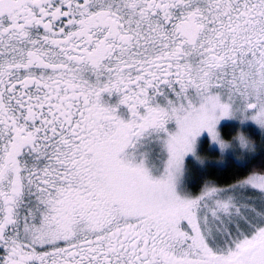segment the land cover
<instances>
[{
    "label": "snow or ice",
    "instance_id": "6c2138e0",
    "mask_svg": "<svg viewBox=\"0 0 264 264\" xmlns=\"http://www.w3.org/2000/svg\"><path fill=\"white\" fill-rule=\"evenodd\" d=\"M0 264H264V0H0Z\"/></svg>",
    "mask_w": 264,
    "mask_h": 264
},
{
    "label": "rangeland",
    "instance_id": "374dc122",
    "mask_svg": "<svg viewBox=\"0 0 264 264\" xmlns=\"http://www.w3.org/2000/svg\"><path fill=\"white\" fill-rule=\"evenodd\" d=\"M223 126H225V130H223ZM219 129L222 135L225 136V138L231 137L237 132V130L246 132L250 136L259 135L258 127L251 121H248L242 125L239 121L235 119H224L220 122ZM198 152L201 156L207 157V159H205L203 165H201L196 161H194L191 157H188L187 162L189 165H191V169H192V176H193L192 185H194L192 186L193 188H195L199 183L195 181L196 176L200 173L205 172L207 168H211L214 166L222 168L234 161V156L231 150H229L225 154V157L222 161L217 160L216 158L221 155L220 151L215 144L209 143V139L206 133L199 141Z\"/></svg>",
    "mask_w": 264,
    "mask_h": 264
},
{
    "label": "trees",
    "instance_id": "16d2710c",
    "mask_svg": "<svg viewBox=\"0 0 264 264\" xmlns=\"http://www.w3.org/2000/svg\"><path fill=\"white\" fill-rule=\"evenodd\" d=\"M223 130H225V126H223ZM231 163H229L228 165H226L225 167L219 168V167H211V168H207V170L203 173H200L196 176L195 181L199 182L200 179H202L205 176H215L217 174H221V175H227V172L229 170ZM194 186V185H192Z\"/></svg>",
    "mask_w": 264,
    "mask_h": 264
}]
</instances>
